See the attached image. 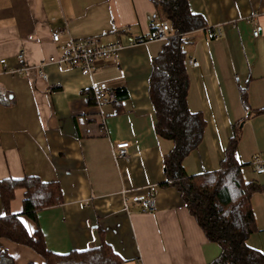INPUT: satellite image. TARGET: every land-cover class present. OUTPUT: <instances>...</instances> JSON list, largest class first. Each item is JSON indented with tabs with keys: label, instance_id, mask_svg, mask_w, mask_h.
Returning <instances> with one entry per match:
<instances>
[{
	"label": "crops",
	"instance_id": "0c3cea01",
	"mask_svg": "<svg viewBox=\"0 0 264 264\" xmlns=\"http://www.w3.org/2000/svg\"><path fill=\"white\" fill-rule=\"evenodd\" d=\"M188 1L207 27L191 33L186 45L187 102L206 126L183 167L190 176L218 171L231 137L239 135L243 178L262 186L251 197L257 229L247 244L264 254V173L251 164L256 155L264 158V0ZM155 13L151 0H0V93L11 101L0 102V180L31 175L59 183L61 203L40 210L36 220L22 214L25 189L15 191L10 205L32 235L42 232L53 253L106 244L124 264H210L220 255L180 191L163 186L165 156L174 142L157 134L149 95L152 60L166 43L152 38ZM114 25L118 32L105 40L122 45L118 57L97 61L92 72L49 64L47 79L39 76L38 65L63 45ZM216 28L222 35L211 38ZM21 51L28 68L9 72L20 67ZM101 82L116 89L114 103L88 102L85 91ZM121 141L130 142L127 158L115 153ZM124 189L151 190L155 210L125 204ZM2 250L15 264H45L34 249L4 237Z\"/></svg>",
	"mask_w": 264,
	"mask_h": 264
},
{
	"label": "trees",
	"instance_id": "16d2710c",
	"mask_svg": "<svg viewBox=\"0 0 264 264\" xmlns=\"http://www.w3.org/2000/svg\"><path fill=\"white\" fill-rule=\"evenodd\" d=\"M151 1L156 7L153 30L156 19L160 18L168 20L174 31L152 60L149 79L156 132L174 142L173 149L165 156L167 181L163 186H174L180 191L206 236L221 247L220 255L210 264H264V254L247 244L249 236L257 229L251 197L254 192L262 190V186L255 181L246 182L243 178L242 166L236 159L239 135L235 133L231 137L218 171L190 176L183 167L185 157L201 143L206 126L203 114L189 109V77L185 67L186 45L192 42L191 33L207 27L205 18L191 11L188 0ZM85 93L88 94V102L96 104L93 90ZM118 94L124 96L125 91L119 90ZM242 100L248 108L246 89L242 90ZM0 102L8 104L11 101L0 93ZM18 188L25 189L22 214L33 220L40 210L62 201L57 181L46 182L31 175L0 180V199L5 211L0 217V237L34 249L45 259V264H124L106 244L65 255L50 251L42 232L32 235L20 215L11 212V201ZM0 264H15V261L2 250Z\"/></svg>",
	"mask_w": 264,
	"mask_h": 264
},
{
	"label": "built area",
	"instance_id": "2783aa9c",
	"mask_svg": "<svg viewBox=\"0 0 264 264\" xmlns=\"http://www.w3.org/2000/svg\"><path fill=\"white\" fill-rule=\"evenodd\" d=\"M253 21V18H251ZM117 26L114 25L111 29L104 30L100 35L81 39L71 40L66 45L61 47L59 54L51 55L48 59L43 60L38 65L39 76L43 79H47L46 67L49 64H56L58 66L70 65L77 67L85 72H92L95 69V64L99 60H106L110 58H116L119 56V52L122 49V45L119 42L107 41L106 37L111 34L117 33ZM260 30L256 28L254 35L258 36ZM62 31L58 30L53 33V40L55 42L60 41ZM174 35V31L168 20L158 21L154 25L152 38L158 41L167 42ZM222 35L219 28H216L211 33V38H218ZM194 67H198L200 62L194 57L190 58ZM18 61L20 67L15 69H8L9 72H23L28 68L26 57L23 51L18 54ZM5 68L8 67L6 59L1 60ZM96 104L98 106H104L114 103L117 100V91L107 82L99 83L94 89ZM130 146L129 141H121L114 145L115 153L119 158L128 157V149ZM251 164L255 168L257 173H264V158L260 155H256ZM135 190L124 189L122 194L124 196L125 204L135 203L141 205L144 211L155 210V200L151 190H142L135 193Z\"/></svg>",
	"mask_w": 264,
	"mask_h": 264
}]
</instances>
